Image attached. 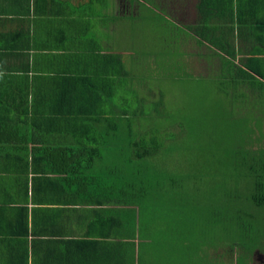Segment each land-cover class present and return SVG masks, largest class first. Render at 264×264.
<instances>
[{"label":"crops","instance_id":"obj_1","mask_svg":"<svg viewBox=\"0 0 264 264\" xmlns=\"http://www.w3.org/2000/svg\"><path fill=\"white\" fill-rule=\"evenodd\" d=\"M123 7H130V2L0 0V264H139V239H143L139 216L124 210L122 180L115 178L114 170L107 167L110 164H99L108 161L100 157L102 146L93 141L87 156L48 146L94 139L93 132L92 136L75 134L71 125L75 119H67V124L46 120L53 128L71 133L39 142V147L25 152L32 161L25 164L26 171L40 175L29 191L22 190L28 177L19 176L20 165L13 159L16 143L3 140L9 118L17 111L37 108L39 120L45 111L57 109L61 94L71 92L74 85L65 78L75 77L80 64L90 60L87 51L95 47L111 51L112 43H117L113 24L106 32L100 16ZM25 96L28 105H23ZM97 155L101 160L93 163L90 177L64 173L70 157L90 161ZM90 197L105 202L83 201Z\"/></svg>","mask_w":264,"mask_h":264},{"label":"rangeland","instance_id":"obj_2","mask_svg":"<svg viewBox=\"0 0 264 264\" xmlns=\"http://www.w3.org/2000/svg\"><path fill=\"white\" fill-rule=\"evenodd\" d=\"M169 1L144 0V4L136 1L134 15L124 28H118L114 39L117 43H112L113 52L123 56L129 71L126 88L117 94L118 98L129 100V117L120 119L124 150L121 164L127 175L138 171V176L133 177L137 183L134 191L138 193L126 200L124 210L128 215L139 216V237L143 238L139 239V264H209L210 255L220 261L213 264L249 263L253 256L264 255L263 216L256 215L249 224L233 220L236 211H246L248 206L239 200L241 192L234 190L235 198L229 202L219 192L217 180L213 181L214 172H194L193 168H225L237 137L233 123L227 125L228 122H243L238 129L247 134L250 127L263 123L264 103L259 109L255 100H249L242 107L249 106L263 113L253 112L250 117H241L242 107L231 103L217 89V79L197 77L185 69L186 65H191L193 56L190 44L183 41L187 37L195 42L198 40L190 36L183 23L172 17ZM163 4L165 7H161ZM111 8L109 4V10ZM215 31H220L222 41L219 38L214 43L229 41L233 36L232 30L225 32L217 28ZM177 56L180 61L174 60ZM241 58L237 59L239 65ZM139 60L141 63L149 61L140 78ZM193 62L191 69L204 76L210 75L204 58L196 55ZM139 86L144 99L151 96L160 101V105L156 108L139 106ZM250 91L248 88L247 92ZM142 106L147 108L144 114L147 117L139 122ZM150 111L166 118L162 135L145 134L155 125L154 118L148 115ZM232 113L235 116L231 117ZM143 135L162 139L164 146L156 158L139 160L135 155L132 142L139 141ZM151 176L150 187L141 183ZM139 186L145 187L141 199ZM241 242L245 243L244 248L232 247Z\"/></svg>","mask_w":264,"mask_h":264},{"label":"trees","instance_id":"obj_3","mask_svg":"<svg viewBox=\"0 0 264 264\" xmlns=\"http://www.w3.org/2000/svg\"><path fill=\"white\" fill-rule=\"evenodd\" d=\"M136 1H139V4H144L142 2L144 0H128L130 7H123L118 13L117 11H112L109 15L100 16L101 20L105 22L102 23L107 25L106 32L110 23L113 24L112 31L115 35H117L119 27L124 28L126 26L128 19L135 13L133 5ZM184 3L192 4L193 11H190L189 7ZM164 4L161 7H165ZM168 8L172 9L170 11L172 17L183 23L190 36L198 40V42H195L190 37L184 40L185 43L190 44V52L193 56L191 65L194 63V56L197 55L204 58L208 68L211 70L209 76H204L200 73H196V76L217 79V89L231 103L235 102L236 106L242 107L249 100H255L256 107L260 109L264 103V0H170ZM182 12L193 14L194 20L190 21L191 23H187L186 16L178 20L179 14ZM215 19H219V22H215ZM217 28L225 32L232 30V38L226 42L214 43L219 38L222 41L220 31H215ZM212 31L215 32L210 33ZM102 34L104 35L105 33ZM113 45L111 46L112 48ZM100 48L95 47L87 51V58L90 60L80 64L78 71L75 72L77 74L75 77L69 76L65 78L74 85H71V92L61 94L57 109L45 111L42 115L43 117L37 120V108L33 109L34 101H32L31 109L33 110L17 111L15 116L9 118V132L5 133L3 140L6 141V144L16 143L13 159L15 163L20 165V171H17V173L22 178L23 176L28 177L25 183L23 182V185H21L22 190L25 187L29 191L33 182L40 178L38 173H30L29 175L31 171H26L25 164L30 165L32 161L27 158L25 152L39 147V142H42L41 144L49 143V138L57 136L53 139H59L65 134L71 133V130L66 131L64 128H58L57 126L53 128L48 125L46 120H52L53 118L61 120L65 124L68 123L67 119H75L71 124L74 126V133L81 136H92L93 132L94 139L90 137L84 138L81 142L71 143L72 145L68 146H65V142H62L64 144L45 145L58 151L70 150L69 153H73V156L78 153L87 156V150L93 145L92 142L95 141L97 147L102 146L99 151V154L101 153L100 157L103 159L105 157L104 160H108L107 162L110 165L107 167L112 171L114 170L115 178L122 180L121 200L123 201V198H126L128 201L129 198L138 193V191H134L137 183L133 179V177L138 176V171L127 175L126 169H122L121 164V154H123L124 150L121 137L123 126L120 119L129 117V112L127 111L129 100L123 97L118 98L117 92L126 88L129 71L121 54L113 52L112 48H110L111 51H103ZM239 57H244L241 58L240 65V60L237 62ZM174 60L180 61L181 58L177 56ZM148 62L145 60L141 63V60H139V78L141 72L145 69V64ZM215 63L218 66H214ZM141 84L142 82L139 81V85ZM248 88L251 90L250 93L247 92ZM141 90L142 87L139 86V106L143 104L156 108L160 105V101L151 96L144 99L140 95ZM21 98L23 105H28L29 97ZM158 98L161 100V96ZM73 105L75 107L74 111H72ZM77 107L80 108L76 110ZM243 108L245 109L244 111ZM241 111V117L244 118L252 116L253 112H262L258 109L254 111L249 106L242 107ZM146 112L147 108L142 106L139 110V122L147 117L144 115ZM148 115L154 118L155 125L151 129H147L145 134L162 135L164 132L162 124L166 118L155 114L153 111L148 112ZM233 116L235 114L232 113L231 117ZM262 117L263 123H257L255 128L250 127L247 134L238 129V125L243 122H228L227 125H232L233 123L237 137L234 138V146L229 153L225 168L222 167L215 170L204 166L193 168L194 172H214L213 181L216 182L217 180L219 192L223 193L224 198L229 202L235 198L234 190L241 192L239 200L248 206L245 209L246 211H236L234 213L233 220L238 223L239 221L247 224L252 223L256 215H262L264 218V128L262 127L264 125V113ZM84 121H87V124ZM157 121H159L158 124ZM95 122L96 124H94ZM94 125L96 127H93ZM129 127H131V124ZM142 127L145 129L144 126ZM154 136L148 138L147 135H143L139 141L132 142L133 151L139 160L156 158L158 152L162 150L164 146L162 139L160 136ZM75 139L81 140L79 136L75 137ZM103 152H105L104 155ZM100 157L97 155L96 158L92 157L90 161L84 157L80 159L70 157L72 163H68V168L64 169V173L69 174V177H72L71 174H78L73 177H90L93 163L95 164L101 160ZM84 163L85 165H83ZM152 180L153 176L142 180L141 183L150 187ZM114 188L119 189L118 186ZM215 190L216 187L213 188V192ZM102 191L104 192L105 189H102ZM149 192L148 190L146 193L148 194ZM128 193L131 194L128 196ZM144 193L145 187L139 186V199L144 197ZM96 197L99 198L100 196ZM98 198L90 197L83 199V201L98 204L105 202L104 199L97 201ZM126 203L124 206H126ZM247 231L248 229L245 228L244 232ZM244 245L245 243L241 242L235 243L232 247L242 246L244 248ZM209 247L212 248L213 246ZM211 256L213 255H210L207 260L209 264L220 262L217 261V258H212ZM252 261L253 258L249 259V263L245 264H252ZM194 264H198V262H194Z\"/></svg>","mask_w":264,"mask_h":264},{"label":"flooded vegetation","instance_id":"obj_4","mask_svg":"<svg viewBox=\"0 0 264 264\" xmlns=\"http://www.w3.org/2000/svg\"><path fill=\"white\" fill-rule=\"evenodd\" d=\"M192 6H193L192 4L189 6V10H190V11H193ZM189 15H190V14H189ZM192 15H193V14H191L190 17H185V12H182V13L179 14L178 20H179V18L182 19L183 17H185V18L188 20L187 23H191L190 21L194 20V17H192ZM182 21H184V20H182ZM183 43H185V42L183 41ZM212 48H213V51H214V47H213V46H212ZM211 69H212V68H211ZM187 70H188L190 73H194V74L198 73V72L196 71V69H191V65L187 66ZM208 71H211L210 68H208ZM256 253H257V252H256ZM257 254H258V253H257ZM252 264H264V255H263V256H260V257H258V258H257L256 256H255V258H254V256H253Z\"/></svg>","mask_w":264,"mask_h":264}]
</instances>
